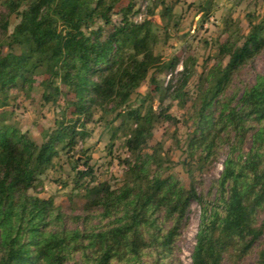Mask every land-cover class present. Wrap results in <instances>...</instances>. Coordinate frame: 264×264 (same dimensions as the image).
I'll return each mask as SVG.
<instances>
[{
	"label": "trees",
	"instance_id": "16d2710c",
	"mask_svg": "<svg viewBox=\"0 0 264 264\" xmlns=\"http://www.w3.org/2000/svg\"><path fill=\"white\" fill-rule=\"evenodd\" d=\"M131 1L118 10L122 18L114 24L113 6L105 0H3L7 14L0 20L6 34L1 50L8 49L0 50V108L8 104L9 88L46 76L44 99L56 103L58 96L73 94L65 107H72L75 116L66 120L62 113L41 144L0 119V264H172L192 202L199 204L200 214L191 264H236L264 234V219L257 220L264 211V72L239 97L221 98L236 69L264 46V19L250 21L239 38L230 36L219 50L220 61L197 87L198 108L183 161L190 183L184 187L173 176H162L157 161L143 152L156 119L152 107L129 108L156 61L128 56L137 47L146 50L150 33L149 21H128ZM12 14L17 22L7 33ZM97 20L112 26L104 39L100 28L93 30ZM180 74L183 86L187 67ZM182 86L170 81L166 91L180 99ZM96 111L102 117L112 113L111 127L115 121L116 129L128 126L123 132L125 179L112 188L95 180L88 158L74 159L71 190L85 203L70 228L52 198L29 191L55 157L68 155L87 139L85 125ZM157 115L175 122L165 112ZM224 145L226 158L208 200L198 193L191 166L213 160ZM255 264H264V246Z\"/></svg>",
	"mask_w": 264,
	"mask_h": 264
},
{
	"label": "rangeland",
	"instance_id": "374dc122",
	"mask_svg": "<svg viewBox=\"0 0 264 264\" xmlns=\"http://www.w3.org/2000/svg\"><path fill=\"white\" fill-rule=\"evenodd\" d=\"M112 4L110 19L118 24L122 16L118 10L130 0H105ZM133 9L128 21L133 24L150 22L149 40L146 50L139 47L129 51L128 56L141 55L145 59H156L144 75V80L131 96L129 108L151 106L156 113L151 137L147 140L143 152L151 154L157 161L162 176L171 175L178 179L184 187H188L190 177L183 161L186 153V138L194 129L197 103V87L204 83L205 75L212 66L220 61L219 50L225 42L233 37H240L249 30V22H260L264 19V0H132ZM7 14V9L0 0V20ZM14 14L8 17L7 33L16 24ZM102 30V39L112 31L111 25H105L97 20L93 30ZM5 32L0 25V50L5 39ZM7 47L2 52H7ZM226 59L222 65L226 64ZM175 64L173 70L169 65ZM187 67L188 79L182 86L183 75L180 73ZM264 72V46L249 61L243 63L232 74L231 80L222 100L237 98L245 86L252 85L257 75ZM46 76H36L31 85L11 87L7 90V105L0 108V119L11 124L21 133L28 136L37 144H41L45 134L54 128V121L65 115V119H74L73 108L65 107L66 100H72L73 94L58 96L56 103L47 101ZM173 87H181L183 96L174 97V93L166 91L168 82ZM62 91L65 87L58 84ZM157 88V90H154ZM145 98L148 99L144 100ZM182 99V101H181ZM141 105V106H142ZM143 110V109H142ZM165 112L174 117L170 122L160 117ZM102 111H96L91 121L85 125L89 136L84 142H79L68 155L60 153L53 159V164L40 177L36 186L29 192L40 198H52L68 217L66 224L75 226V216L82 214L85 200L79 193L72 191L74 176L73 160H85L93 168L97 182H106L112 188L119 187L125 179L123 159L128 152L124 147L123 132L127 125L119 129V121L108 122L113 117L107 112L102 117ZM216 115V113H215ZM250 140L246 141L247 150ZM227 146H222L213 160L205 164L191 166V172L199 194L212 200L213 184L220 176L223 161L226 158ZM155 166V165H153ZM77 169L83 170L82 164ZM200 206L192 202L180 235L175 242V252L172 264H191V253L195 244V234L199 222ZM264 219V211L258 213V223ZM264 246V234L255 244L252 252L236 264H255L257 251Z\"/></svg>",
	"mask_w": 264,
	"mask_h": 264
}]
</instances>
